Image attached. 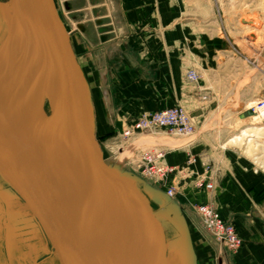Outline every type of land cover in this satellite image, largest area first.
Segmentation results:
<instances>
[{
	"label": "rangeland",
	"instance_id": "obj_1",
	"mask_svg": "<svg viewBox=\"0 0 264 264\" xmlns=\"http://www.w3.org/2000/svg\"><path fill=\"white\" fill-rule=\"evenodd\" d=\"M8 1L0 0V3ZM196 1L199 5L196 10L198 23L181 25L185 20L181 22V11L176 10L174 22L178 24L173 26L174 38L181 40L179 49L185 50L187 55L186 65L183 64L181 69H189L186 80L193 87L195 101H184L171 107H181L189 114L194 132L188 137H179L157 130L135 133L129 138H125L123 132L133 119H120L110 101L112 93L106 63L99 49L95 48L96 43L91 42L92 28L81 32L76 21L65 11L63 0H54V3L88 83L90 120L100 158L112 169H118L119 175L133 176L141 186H152L139 167L140 152L156 147L165 153L164 163L176 168L167 156L177 147H185L187 158L184 167L179 170L185 179L179 185L170 187L167 185L169 180L164 185L173 189L174 200L182 206V214L193 236L196 264H216L213 256L207 261L199 259L195 229L185 213V206L194 212L193 206L211 205L224 220L215 199L223 196L226 187L214 183L212 166L220 164L228 170L231 166L249 164L256 172L264 173V117L255 111L257 104L264 100V0ZM190 72L195 73V81L187 79ZM42 109L50 116L48 105L45 104ZM16 138L24 141L22 136ZM16 148L19 149L20 144ZM30 150L36 151V146L33 145ZM45 170L53 174L54 168L45 164ZM198 180L211 183L213 189L197 188L195 182ZM165 187L161 186L159 190L164 191ZM12 188L19 193L15 187ZM19 196L20 199L8 186L0 184V264H52L57 253L20 193ZM203 197L206 200L202 201ZM258 198L261 202L260 195ZM158 225L166 241L171 236V230L165 225ZM234 226L242 246L238 225ZM179 242L182 254L178 252L176 240L167 243L165 264H190L191 259L186 257L182 242ZM239 249L234 252L225 250L234 254Z\"/></svg>",
	"mask_w": 264,
	"mask_h": 264
},
{
	"label": "water",
	"instance_id": "obj_2",
	"mask_svg": "<svg viewBox=\"0 0 264 264\" xmlns=\"http://www.w3.org/2000/svg\"><path fill=\"white\" fill-rule=\"evenodd\" d=\"M27 1L29 48L23 64L28 62L29 56L33 57L35 44L39 42L42 45L39 52L43 53L45 61L43 69H49V75H44L51 81L50 114L55 127L98 195L96 247L80 240L56 208L50 193L61 203L72 207L76 204L45 170L40 149L24 153L23 164L12 161L0 149L1 176L21 194L62 264H115L118 254L122 264H156L150 254L154 234L163 264L164 236L148 203L128 179L104 164L96 150L88 108L90 90L54 0ZM107 31L105 27L99 33ZM129 178L138 180L133 176ZM143 191L167 219L179 222L193 264H196L182 210L162 190L146 184ZM130 224L135 227L133 233L128 230Z\"/></svg>",
	"mask_w": 264,
	"mask_h": 264
},
{
	"label": "crops",
	"instance_id": "obj_3",
	"mask_svg": "<svg viewBox=\"0 0 264 264\" xmlns=\"http://www.w3.org/2000/svg\"><path fill=\"white\" fill-rule=\"evenodd\" d=\"M63 6L81 32L92 28L91 42L96 43L106 63L110 101L120 119H135L176 103L195 101L193 87L186 80L189 69H181L187 55L179 49L181 40L174 38L173 26L178 24L174 22L176 10L181 11V22L185 20L181 25L198 23L196 0H63ZM105 27L108 31L100 34ZM186 153L185 147H177L167 156L177 171L169 176L168 186L179 185L185 179L179 170L184 167ZM211 169L214 183L226 187L215 204L225 221L238 225L242 246L234 254L227 253L186 205L199 259L207 261L213 256L216 264H264V173L256 172L249 164L228 170L214 164ZM0 184L20 199L1 174Z\"/></svg>",
	"mask_w": 264,
	"mask_h": 264
},
{
	"label": "bare ground",
	"instance_id": "obj_4",
	"mask_svg": "<svg viewBox=\"0 0 264 264\" xmlns=\"http://www.w3.org/2000/svg\"><path fill=\"white\" fill-rule=\"evenodd\" d=\"M27 18V0L12 2L9 0L5 4L0 3V149L12 161L20 164L24 162L23 154L31 152L33 145L37 150H41L44 163L54 168L53 174L49 173L51 178L76 204V207H72L61 203L50 193L56 208L76 236L84 243L93 246L96 245L95 232L100 214L98 213V195L88 175L66 147L60 132L55 127L52 115L47 116L42 109L45 104L50 109L53 97L51 81L44 75L49 73V69H43L45 61L43 53L39 52L42 47L39 42L35 44L33 57L29 56L28 62L23 64L29 48ZM90 107L89 98L88 108ZM16 136H22L24 141L20 142ZM25 139L26 144H24ZM18 144H20L19 149L16 148ZM104 164L119 174L118 169H112L109 163ZM121 176L128 179L142 194L157 223L171 230V236L164 240L165 254L167 243L174 240L177 241L178 252L182 254L179 242L181 241L186 257H189L190 264H193L179 222L167 219L162 214V210L148 199L143 191L146 184L141 186L139 180H132L126 175ZM173 199L175 198H171L172 202H174ZM128 230L133 233L135 227L130 224ZM150 254L156 264H162L156 234H154ZM58 258L57 254L52 264H62ZM115 264H122L119 254L115 257Z\"/></svg>",
	"mask_w": 264,
	"mask_h": 264
},
{
	"label": "built area",
	"instance_id": "obj_5",
	"mask_svg": "<svg viewBox=\"0 0 264 264\" xmlns=\"http://www.w3.org/2000/svg\"><path fill=\"white\" fill-rule=\"evenodd\" d=\"M196 78L194 72H190L187 76L189 81H195ZM255 111H257L260 116L264 117V100L257 104ZM157 130H165L179 137H188L193 134L194 125L191 117L183 108L173 107L155 111L147 115H141L133 119L125 127L123 135L125 138H129L135 133H151ZM164 161L165 153L156 147L145 149L139 154L138 164L145 179H147L152 186L156 188L158 186V189H161V186L165 187L164 184L169 176L176 171V168L167 166ZM195 186L207 191L213 189L211 183L203 180L196 181ZM164 192L169 197H174L173 189L166 188ZM192 208L198 216L203 229L216 243L224 246L229 252H234L239 249L241 246V239L232 222L222 220L211 205H199L197 207L193 206Z\"/></svg>",
	"mask_w": 264,
	"mask_h": 264
}]
</instances>
